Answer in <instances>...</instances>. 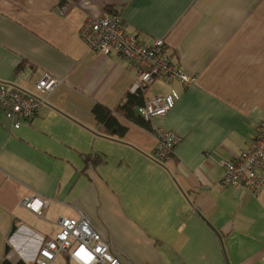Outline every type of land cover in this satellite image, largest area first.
I'll return each instance as SVG.
<instances>
[{"label": "crops", "instance_id": "crops-1", "mask_svg": "<svg viewBox=\"0 0 264 264\" xmlns=\"http://www.w3.org/2000/svg\"><path fill=\"white\" fill-rule=\"evenodd\" d=\"M112 11L196 78L149 86L146 100L174 108L149 130L118 117L122 139L91 111L118 106L136 73L78 38ZM44 74L61 82L30 123L14 130L0 111V261L33 264L60 218L83 216L122 264H264V191L220 186V162L264 118V0H0V82L32 92ZM156 129L181 138L162 164ZM30 196L48 200L41 216L21 205Z\"/></svg>", "mask_w": 264, "mask_h": 264}, {"label": "built area", "instance_id": "built-area-1", "mask_svg": "<svg viewBox=\"0 0 264 264\" xmlns=\"http://www.w3.org/2000/svg\"><path fill=\"white\" fill-rule=\"evenodd\" d=\"M56 11L63 14L64 7ZM78 38L97 55L116 54L127 61L136 73L130 92L147 89L156 81L178 82L184 87L196 84V78L188 76L177 63L171 61L164 40L144 41L128 32L127 25L118 11L104 14L97 19H87L78 31ZM60 80L44 74L26 92L14 84L0 82V111L17 130L23 123H30L47 104V98L60 84ZM174 101L168 96L147 99L137 109L140 118L149 123L157 117L166 116ZM157 140L153 159L158 164L168 160L181 138L176 133L156 129ZM220 186L236 187L258 196L264 191V118L256 126L249 146L232 160L221 161ZM21 205L41 216L48 200L37 196L24 198ZM58 231L40 242L34 264H122L111 254L107 241L80 216L76 219L60 218Z\"/></svg>", "mask_w": 264, "mask_h": 264}, {"label": "trees", "instance_id": "trees-1", "mask_svg": "<svg viewBox=\"0 0 264 264\" xmlns=\"http://www.w3.org/2000/svg\"><path fill=\"white\" fill-rule=\"evenodd\" d=\"M146 89L138 90L135 93H127L123 101L114 109H108L101 104H95L92 108V115L98 125L100 134L122 139L127 132V128L120 124L118 117L149 130L148 123L144 122L137 113V109L144 105L146 99L144 98ZM88 161V158H85ZM103 159L99 158L93 164H102ZM9 247H6V252ZM0 264H26L23 261L10 262L7 259L0 261ZM34 264V263H33Z\"/></svg>", "mask_w": 264, "mask_h": 264}]
</instances>
